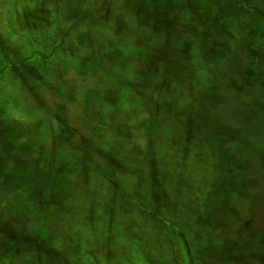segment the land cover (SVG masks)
<instances>
[{"label": "rangeland", "instance_id": "1", "mask_svg": "<svg viewBox=\"0 0 264 264\" xmlns=\"http://www.w3.org/2000/svg\"><path fill=\"white\" fill-rule=\"evenodd\" d=\"M0 264H264V0H0Z\"/></svg>", "mask_w": 264, "mask_h": 264}]
</instances>
